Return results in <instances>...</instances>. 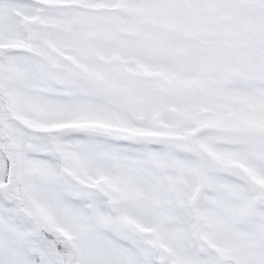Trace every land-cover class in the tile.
Returning a JSON list of instances; mask_svg holds the SVG:
<instances>
[{
    "label": "snow or ice",
    "instance_id": "1",
    "mask_svg": "<svg viewBox=\"0 0 264 264\" xmlns=\"http://www.w3.org/2000/svg\"><path fill=\"white\" fill-rule=\"evenodd\" d=\"M0 264H264V0H0Z\"/></svg>",
    "mask_w": 264,
    "mask_h": 264
}]
</instances>
